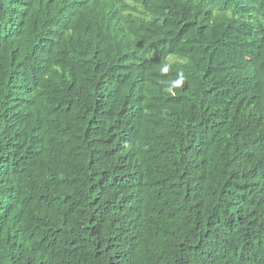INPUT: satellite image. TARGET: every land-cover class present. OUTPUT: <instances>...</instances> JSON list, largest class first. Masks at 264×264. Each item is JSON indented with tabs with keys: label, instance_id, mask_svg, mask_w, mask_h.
Here are the masks:
<instances>
[{
	"label": "trees",
	"instance_id": "obj_1",
	"mask_svg": "<svg viewBox=\"0 0 264 264\" xmlns=\"http://www.w3.org/2000/svg\"><path fill=\"white\" fill-rule=\"evenodd\" d=\"M0 264H264V0H0Z\"/></svg>",
	"mask_w": 264,
	"mask_h": 264
},
{
	"label": "clouds",
	"instance_id": "obj_2",
	"mask_svg": "<svg viewBox=\"0 0 264 264\" xmlns=\"http://www.w3.org/2000/svg\"><path fill=\"white\" fill-rule=\"evenodd\" d=\"M171 36L173 39L169 43L166 58H168L171 61L179 62L177 60V55L178 54L184 55V52L182 51V49H181L182 47L180 45L183 40L181 38V35L178 32H171ZM163 67H164V64L162 65L160 71L168 70V66H165L164 68Z\"/></svg>",
	"mask_w": 264,
	"mask_h": 264
}]
</instances>
